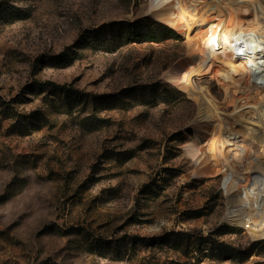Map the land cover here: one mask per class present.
Segmentation results:
<instances>
[{
    "label": "rangeland",
    "instance_id": "obj_1",
    "mask_svg": "<svg viewBox=\"0 0 264 264\" xmlns=\"http://www.w3.org/2000/svg\"><path fill=\"white\" fill-rule=\"evenodd\" d=\"M154 12L174 32L186 13L166 0H0V264H264V239L222 221L227 169L201 165L195 101L155 85L210 54L193 83L232 114L224 87L251 77L214 40L244 27L216 18L214 37L173 40ZM243 21L259 46L236 44L264 67L262 35ZM47 81L62 88L36 85Z\"/></svg>",
    "mask_w": 264,
    "mask_h": 264
},
{
    "label": "bare ground",
    "instance_id": "obj_2",
    "mask_svg": "<svg viewBox=\"0 0 264 264\" xmlns=\"http://www.w3.org/2000/svg\"><path fill=\"white\" fill-rule=\"evenodd\" d=\"M166 2L168 5L178 3L184 8L186 13L182 24H177L175 28L187 40L193 41L194 35H217L218 30L213 23L216 18H239V23L245 20L261 33L264 45V0ZM220 35L223 37L215 36L216 49L221 50L220 44L224 39L231 42L232 45L228 46L230 53L223 50V56L228 58L229 66L235 70L246 67V75L251 77L247 82L224 87V101L232 102L234 106L232 114L220 112V104L210 90L193 83L194 78L210 71L213 61L210 54L198 55L184 73L171 70L162 79L185 93L197 105L199 115L194 124L199 128L196 135L201 142L198 150L202 167L208 169L207 165L211 164L214 169H227L226 210L222 221L230 226L242 227L252 241H258L264 239V67L258 66L259 59L252 47L236 44L242 39L241 34ZM240 98L255 100L238 105ZM246 144L256 148L250 157L241 158L231 153L230 147L238 148Z\"/></svg>",
    "mask_w": 264,
    "mask_h": 264
},
{
    "label": "trees",
    "instance_id": "obj_3",
    "mask_svg": "<svg viewBox=\"0 0 264 264\" xmlns=\"http://www.w3.org/2000/svg\"><path fill=\"white\" fill-rule=\"evenodd\" d=\"M178 11H181V9L177 6H174ZM174 8V9H175ZM150 16V21H151V26L153 27V30L156 32V34L161 35L163 37L166 38H170L173 40H180L181 37L173 31L172 28L169 27V25L165 22V20L163 19V17L154 12L152 15ZM238 19H234L233 21H237ZM232 21V20H231ZM240 25L242 24L244 29H242V33H241V37L248 39L252 45L254 46H259V41H260V35L255 32L254 30H252L249 25H247L246 23H244V21L242 23H239ZM173 26V24H172ZM229 35V34H227ZM230 36V35H229ZM253 42V43H252ZM38 87L41 88H52L54 90H58L61 89L62 87L60 85H57L53 82H44V83H38L36 84ZM155 85L157 86L158 90L160 91L161 95L163 96V98L165 100H170V98H181L184 97V94L182 92L177 91L176 89H174L173 87H171L170 85H167L163 82H157L155 83ZM245 146V145H243ZM248 147V145H247ZM174 236H181L184 237L185 239H187L188 241L190 239H192L189 235H185L183 233H177V234H173ZM206 246H210V249H208L209 251H215L214 248L212 246H214L213 244H210V242L206 239H200L199 237H196L194 240V249H196V251L201 252L204 250V248Z\"/></svg>",
    "mask_w": 264,
    "mask_h": 264
}]
</instances>
